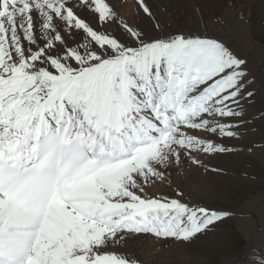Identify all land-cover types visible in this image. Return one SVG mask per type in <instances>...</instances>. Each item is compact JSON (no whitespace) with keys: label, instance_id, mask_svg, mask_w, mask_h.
Instances as JSON below:
<instances>
[{"label":"snow or ice","instance_id":"6c2138e0","mask_svg":"<svg viewBox=\"0 0 264 264\" xmlns=\"http://www.w3.org/2000/svg\"><path fill=\"white\" fill-rule=\"evenodd\" d=\"M136 3L154 34L112 0H0V264H143L122 250L190 243L233 215L174 178L222 172L205 158L233 154L227 141L264 120L249 111L248 62L199 6L202 30L185 32ZM235 264H264V248Z\"/></svg>","mask_w":264,"mask_h":264},{"label":"rangeland","instance_id":"374dc122","mask_svg":"<svg viewBox=\"0 0 264 264\" xmlns=\"http://www.w3.org/2000/svg\"><path fill=\"white\" fill-rule=\"evenodd\" d=\"M123 1H128V0H123ZM158 1L159 0H147V3L151 6L154 13L155 10L158 8L157 7ZM223 2L224 4H221L220 2L217 1H213L209 3L207 6L200 8L202 11H204V8L205 9L207 7L209 8V10L207 9L203 14L205 18L204 21L207 23L208 32L213 36H219L222 39H224L237 55L244 57L247 60L250 79L253 81L252 89L256 93L255 96L256 101L254 102L255 104H253L252 106L255 107L257 104L256 108H259V111L257 112L256 115L258 116L259 113L264 112V49L260 48V45L258 43L259 41H257V39H252L249 31H251L252 24L255 23L257 19H261L259 16L263 14L262 11L264 5L263 7L261 6L262 4L257 5V3H254L253 0L252 1L227 0L226 2L225 1ZM161 3L163 4V7L165 9L174 10V8L172 7L173 6L172 0L171 1L168 0V3L166 4L164 2ZM229 3H234L235 6L229 9L227 7V4ZM240 3L243 4L245 7H247V9H249V14L246 16L247 18L246 20L245 18L241 19L239 15L241 12L239 11ZM174 4L179 5L177 1H175ZM138 9L139 8L135 9L132 21H126L127 18L125 19L123 18V19L133 26L135 24L134 20L137 19L136 22L143 21L144 19L141 18L147 16L144 15L140 9L139 10ZM179 12L181 14L180 16H184L183 18H180V22L178 23L179 29L172 28L170 29V31H176L181 29L182 31L185 32H193V31H197L198 29L202 30L203 26L197 28L193 23H191V21L188 18L185 17L186 12L184 10ZM215 17H223L224 23L222 25L221 24L214 25L212 23V20ZM250 112L254 114L252 111ZM256 120L260 121L259 123H263V127H264V120L255 119V121L253 120L254 122H252L251 126L247 128L245 133L248 136L250 142L253 144L254 148L253 147L252 148L255 150H259V148H264V138L263 135H261L264 133L262 132V129ZM255 128L256 129L258 128V130H255ZM247 131H249V133H247ZM257 144H261V146L259 145L260 146L259 147ZM235 153L236 152H234L233 154ZM221 157L222 158L219 157L217 159H219L220 161L222 160L226 161L227 157L230 158L229 164L232 163L230 166L233 165L232 166L233 168L230 167V169H233L234 172L229 173L228 171L222 169L223 170L222 172H214V173L219 174L221 177H223V179L225 178L228 179L230 174L235 175V173L237 172L236 174H238L239 176L241 175L242 178H249L252 180V186L248 189H244L243 194L235 198L233 197L230 198V200H232V203L231 205L229 203V206L231 207L222 208L223 201H218V203H211V205H203L217 210L220 209L227 210L233 213V215L221 225L220 229H218L215 232V234L218 235L217 237H218L219 245L225 247L226 245H228V243H231L230 255L229 256H222L221 254L217 255L210 260L209 264H235V262H237L238 260L243 259V257L251 249L264 248V160H260L253 157L252 162L250 163L246 162V164H244L245 163L244 161L243 163H237L236 160L238 158V154L235 155L234 160L231 157H229V155L225 157L224 156ZM208 158L210 157H206L204 160L206 165L210 163ZM189 168L194 169V172H191L192 178H195V176H197L198 174L204 176L205 173L209 171V170H205L204 168L186 167L183 170L182 174H186L187 176L188 175L187 172ZM247 170L250 172L251 174L250 176L244 175V172L246 174ZM183 177H185V175ZM232 177L233 180H229V182L230 181L235 182L236 177L235 176ZM232 177H230V179ZM234 187H235L234 188L235 192L242 190L241 189L242 187L238 186L237 184ZM212 237L213 236L209 235L203 239L200 238V240L202 239L205 241L206 239H210ZM228 239H230V241H228ZM146 240H147V244L146 242H144ZM196 240L198 239H194L190 243H174L172 241H168L165 243V242L157 241L155 239L145 238V240L142 239L140 241L131 243L134 245H132L127 251H125L124 249L122 251H124L125 253H130L131 255V253L133 254L135 252L132 251V249L135 247H139V249H143L144 252L143 258L146 259V261L148 260L145 257V255L149 256L153 254L158 256V260H157L158 263L160 261L159 257L162 258L161 256L166 255L168 251H172V254L174 255H171V257H174L175 254H177L178 252V249L176 248V246L178 245L185 246L186 244V246L191 245L190 248L195 247ZM197 245H200V243H197ZM202 253L206 254L208 252L206 250H203ZM154 263L152 262L151 264Z\"/></svg>","mask_w":264,"mask_h":264},{"label":"bare ground","instance_id":"6f19581e","mask_svg":"<svg viewBox=\"0 0 264 264\" xmlns=\"http://www.w3.org/2000/svg\"><path fill=\"white\" fill-rule=\"evenodd\" d=\"M159 1L164 2L165 4L168 3V0H159ZM159 1L157 2L158 8L155 10L154 14L156 15L159 23L167 31H170V29H172V28L173 29H179L178 23L180 22V18L184 17V16H180L181 14L179 11L184 10L186 12L185 17L188 18L191 21V23H193L195 25V27L200 28L203 25L198 24L197 23V17H194L192 15V5L195 4L199 7H204L213 1H217V2H220L221 4H224L223 1L226 2L227 0H174V1L172 0V4H173L172 7L174 8V10L165 9L163 7V4ZM175 1H177L179 5L174 4ZM253 2L257 3V5L262 4L261 5L262 7L264 5L263 0H253ZM112 3L115 4L116 10L118 11L121 18H124V19L127 18L126 21H132L133 20L132 18L134 16V11H135V9L138 8L136 0H128V1L112 0ZM207 9L209 10L208 7L206 9L204 8V11H202V13L204 14V12ZM239 11H241L239 14L241 19L245 18V20H246L247 19L246 16L249 14V9H247V7H245L243 4L240 3ZM262 13L263 14L262 15L260 14L261 16H259L261 19H257L256 22L252 24L251 31H249V32H250V36L252 37V39H257V41H259L258 43L260 45V48L264 49V7H263ZM141 19H144V20L141 22H136L137 19L134 20V23H135L134 26L138 25L139 28L143 29L144 31L148 32L149 34H154L153 33V24L156 21H153L148 17H144ZM204 19L205 18L203 15V20ZM139 23H140V25H139ZM108 27H111V26H108ZM256 106H257V104H256ZM256 106L255 107L251 106L249 108V111H252L255 115L259 111V108H256ZM256 121L258 123L260 122L258 120H256ZM254 125H256V124H254ZM259 125L262 129V132L264 133L263 123H259ZM260 127H259V129H260ZM255 130H258V128L257 129L255 128ZM247 133H249V131H247ZM245 135H246V133H245ZM261 135H263V138H264V134H261ZM227 143L235 145V147H236L235 152L236 153L229 155V157H231L234 160L235 155L238 154V158L236 160L237 163H243V161L245 162L244 164H246V162L250 163V162H252L253 157L260 159V160H264V148H259V150L253 149L254 148L253 144L250 142L247 135L243 136L239 141L233 140V141H227ZM261 144H257V145L261 146ZM219 157L222 158L221 156H214V157L208 158V160L210 161L208 166H210L211 168L224 169V170L228 171L229 173L234 172L233 169H230V167L233 166V165L230 166L232 163L229 164L230 158L227 157L226 161L225 160L220 161L219 159H217ZM238 165H240V164H238ZM191 172H194V169L189 168L188 172H187V174H188L187 176H186V174H181L179 176H176L174 178V184H178L180 186V188L185 193V196L187 197V199L189 201H191L192 203H199L201 205H211V203H218V201H223V203H222L223 207L222 208L231 207V206H229V203H230V205L232 203V200H230V198L231 197L235 198V197L240 196L241 194L244 193V189H248L252 186V180L251 179L242 178L241 175L239 176L238 174H236L237 172L235 173V175L230 174L228 179H226V178L223 179V177H221L219 174L214 173L213 171H207V173H205L204 176H202L201 174H198L197 176H195V178H192ZM247 172H249V171L247 170L246 174L244 172V175L250 176L251 175L250 172L249 173H247ZM251 173H252V170H251ZM184 175H185V177H183ZM232 176L236 177L235 182H233V181L229 182V180H233ZM230 177H232V178L230 179ZM236 184L238 186L242 187L241 191L235 192L234 186ZM257 185H255V186H257ZM161 190L169 192V193L171 191L170 189H163L159 185L157 186V188L153 189V191H155L157 193ZM220 206H222V205H220ZM211 236H213V237L210 239H206L205 241L202 240L205 237H200L202 239L200 240V238H199L198 240H196V242H195L196 246L193 248H190L191 245L186 246V244H185V246H182V245L176 246V248L178 249V252H177V254H175L174 257H171V255H174V254H172V251H168V253L166 255L161 256L162 258L159 257L160 261L158 263H157L158 256L153 255V254H151L149 256L145 255V257L148 260V261H146V259L143 258V256H144L143 249H139V247L133 248L132 251H135V252L133 254L131 253V255H135V256L139 257L143 261V264H151L152 262L153 263L155 262L156 264H209L210 260L217 255L221 254L222 256H229L230 251H231V249H230L231 243H228V245H226L224 247V246L218 244L219 241H218V237H217L218 235L217 234L214 233V234H211ZM215 240H216V242H215ZM228 241H230V239H228ZM144 242H146V244H147V240ZM197 243H200V245H197ZM132 245H134V244H130L124 250L127 251ZM201 250L202 251L206 250L208 253L203 254ZM127 254H130V253H127ZM164 258H166L167 260Z\"/></svg>","mask_w":264,"mask_h":264}]
</instances>
